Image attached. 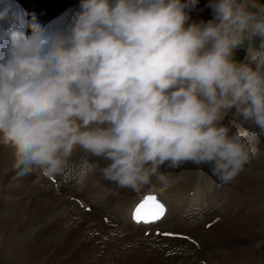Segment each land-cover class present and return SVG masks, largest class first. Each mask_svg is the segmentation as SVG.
Returning <instances> with one entry per match:
<instances>
[{
    "label": "clouds",
    "instance_id": "1",
    "mask_svg": "<svg viewBox=\"0 0 264 264\" xmlns=\"http://www.w3.org/2000/svg\"><path fill=\"white\" fill-rule=\"evenodd\" d=\"M193 2L80 0L53 26L0 0V145L18 176L60 175L81 149L137 194L188 163L235 179L264 137V8L210 0L189 22Z\"/></svg>",
    "mask_w": 264,
    "mask_h": 264
},
{
    "label": "bare ground",
    "instance_id": "2",
    "mask_svg": "<svg viewBox=\"0 0 264 264\" xmlns=\"http://www.w3.org/2000/svg\"><path fill=\"white\" fill-rule=\"evenodd\" d=\"M25 5L26 7L28 8L29 12L31 14H40L42 19L43 20H47L48 18H51L52 16H54L56 13L59 12V10H61L62 8H64L66 5L70 4V3H73V2H76V1H80V0H21ZM196 4H200V6H202V11H197L195 5ZM210 2L208 0H194V2L192 3V6L191 8L188 10V15L190 16V21L189 22H200V21H204V22H207L208 20L212 19L213 16H210L208 14L209 10H210V6H209ZM187 26V25H186ZM231 113H229V116H228V119H231ZM253 146L258 150V154L255 158L256 162L254 164H250L249 166H246L248 167V171L244 174V176L242 177V179L239 181V185H237L236 183H227V184H222V187L219 188L217 191L218 195L215 196V194H213V191L212 189H214L216 187V183L212 181V183L205 177V176H200V180L202 181V184H205V189L202 188L201 186H199L197 189H195L196 192H198L200 195L203 193L207 198H205V202L209 203V204H213L215 202L218 201V199L221 198L222 196V192L224 190L225 187L228 186V184L230 186H233L235 187L234 189V194H233V197H240L241 199L243 197L247 198L245 195H238L236 196L238 190L240 189V191L244 194H250V195H253L251 201H255V200H264V149H262V147H264V137H261V136H255L253 138ZM258 143V145H257ZM5 147V148H3ZM78 152H81L83 150H76ZM15 154H14V150L10 147V146H4V145H0V162H6L8 165H10L12 163V161L15 159ZM252 159V160H253ZM74 160V159H73ZM84 162L85 164H87L89 166V163L84 159ZM85 164H81L79 161H72L71 163V166H69L67 170H69L68 173H64L65 174V177L63 179V174H60V177L58 175V179H59V183L57 182V184L59 185V189L58 191L63 194H71L70 197H75L73 196V194H76L77 197L76 198H79L81 200H83L85 203H89L93 208L91 210H94L95 207L98 206V203L100 202V198H98L94 193H93V190L91 188L92 186V182L88 183V190L91 191L89 192L91 195H86L80 188L79 184L82 183H86V178L88 176V170L90 169L87 165ZM73 165V166H72ZM208 167V166H207ZM67 168V167H66ZM246 168V167H245ZM66 170V169H65ZM64 170V171H65ZM209 170V168H208ZM242 172V171H241ZM240 172V173H241ZM39 174H37L38 176V181L40 182V179L39 177L41 176V178L44 180L43 181V185H44V189L42 190L41 188L39 189L37 186H35V188H31V189H27L29 187H22L23 190H21L22 192H25L24 194L20 195V197L22 196V198H24L23 196H29L30 194H37L39 195L40 197H46L50 200H53L52 197H53V193L54 191H52V185L51 184H47V181L46 179L43 178V176L41 175V172L39 171L38 172ZM195 173V172H194ZM239 173V174H240ZM238 174V175H239ZM32 175V174H30ZM211 175V174H210ZM237 175V176H238ZM17 176H18V172H17ZM212 176V175H211ZM197 177V175L195 176ZM27 178H29V176L27 175L26 177L24 176V179L27 180ZM179 179L178 180H174V182L171 184V187L169 188L168 190V195L166 194H163V192L161 193L160 191V185L156 186L154 188L155 193H158L159 195L162 196V198L165 200V203L167 205V208H168V211L165 215V219L163 220V222L165 223L164 225H166V229L163 230V232H171L169 230H167L169 228V220L166 219V217H168L169 215L171 217H175L173 218L174 220L177 221V217L178 215L182 212V211H185L187 209L186 205L188 204V200L190 199L189 198V194H188V191L190 190V185L189 184H186L185 183V178L183 177H178ZM11 177H10V171L8 168H3V167H0V225L3 223V219L4 216H6V220L5 221H9L8 222V226L10 227L12 225V223L16 222L17 220H20V222H17L16 225H20L22 222H24L25 220L21 221L24 217V213H22V211L18 210L16 208V205L13 204L12 206L9 207V203L11 204L12 203V199H11V196H13L15 194V198L16 196H19L15 191H14V187L12 186L13 183H11ZM22 179V178H20ZM63 179V181L61 180ZM17 180V179H15ZM14 181V180H13ZM179 182V183H177ZM28 183V182H27ZM11 185V187L9 186V189L6 188V186L8 187V185ZM41 185V184H40ZM28 186V185H27ZM203 186V185H202ZM244 190V191H242ZM12 191V192H10ZM208 191L210 192V194L208 193ZM239 191V192H240ZM144 193H147V192H143L142 194ZM142 194L136 196V198H139V196H141ZM61 194H56V198H58V201H56V203L54 202V204H57L58 203L60 205H62V207L64 208H67V207H70L72 211L75 212V214L77 212H79L78 214L80 216H78V218H80V220L77 221L76 223V226H77V229H79V227L81 226V222L83 224V221L84 219L87 221V222H90L87 224V227L85 229H83V231H87V232H91V231H97V227L98 226H93L91 225L93 223V221H88V219L85 218V216L83 215H86V216H89L90 218L95 216V214H86V213H82L81 211H79V207H77V205L75 203H65L64 200L62 199L64 196H62ZM61 198H59V197ZM79 196V197H78ZM33 197V196H31ZM134 198V199H136ZM14 199V198H13ZM40 199V198H39ZM45 200V199H44ZM47 200V199H46ZM55 200V199H54ZM40 202V201H39ZM42 202V201H41ZM44 203H46L45 201H43ZM51 203V202H50ZM216 204V203H215ZM248 204V202H247ZM50 205V204H49ZM47 204V206L52 210L54 207L52 205L49 206ZM193 206H196L194 205V203L191 204V207ZM58 207H61V206H58ZM57 207V209H59ZM21 208V207H20ZM56 208V207H55ZM97 212L100 213H107V215H109L110 217V223H115L117 226L119 225L118 224V221L115 220V218H117V216L119 215L118 212H113L112 211V198H110L109 202L105 205H102V206H99L97 207ZM12 209V210H11ZM26 209V208H25ZM200 208H198L196 211H199ZM247 209V206L246 205H243V210H246ZM35 210V209H34ZM38 211V209H36ZM35 210V211H36ZM54 210V209H53ZM77 210V212H76ZM24 211V210H23ZM32 211V209L30 210ZM29 211V212H30ZM111 211V212H109ZM174 211L178 212L179 214H175L174 216ZM196 211H193V212H189L187 213L185 216H187L188 219H185V226L186 227H198V225L204 220V217H201V214H203L204 212H196ZM241 211V212H242ZM247 211V210H246ZM251 211V214L249 215V218H247L246 216H241V219L239 222L237 223H233L231 224V226H235L236 229L235 230H229V231H225L226 234L227 233H230L231 235H234V234H238L240 235L239 237L243 238V237H246V238H249L250 240H253V237L254 238H257V236L261 235L264 233V229L261 228V224H258L257 221H258V217L257 215L252 211ZM28 212V213H29ZM20 213H22L23 215H20ZM31 213V212H30ZM29 213V214H30ZM64 213H67L66 216H60L59 214L57 215H54V217L52 216L51 218V221L52 220H55L54 218H58V217H63L62 219V222L64 223L67 219H68V216H69V211H66ZM64 213H61V215H63ZM27 214V213H26ZM29 214H27L28 216H30ZM241 214V213H240ZM243 214V213H242ZM20 215V216H18ZM36 215V214H35ZM18 216V217H17ZM28 216L25 215V218L26 219ZM20 217H23L22 219H20ZM92 217V218H93ZM207 217V215L205 216V218ZM35 218V216H34ZM40 218V217H39ZM38 218V219H39ZM49 218V217H48ZM73 218V217H72ZM88 218V217H87ZM213 218V217H212ZM41 219V218H40ZM28 220V219H27ZM59 220V219H58ZM72 220V219H71ZM2 221V222H1ZM4 221V223H5ZM40 222L42 220H39ZM49 221V222H51ZM26 222V221H25ZM29 222V221H28ZM48 222V223H49ZM44 223V222H43ZM42 223V224H43ZM47 223V222H46ZM55 227H65V225L63 226L62 223H60L59 221H55ZM260 223V222H259ZM31 224V223H30ZM34 228L30 230V235L28 234V236L30 237L32 232H34V236L35 238H37V236H42L43 238L41 239H38V242L40 241H44V250H48L49 249V240H50V230H49V227H44L43 225H41L40 223L38 222H35L34 221ZM54 224V223H53ZM61 224V225H59ZM67 224V223H66ZM176 224V227L174 229H184L183 225L181 224L180 220L175 223ZM14 225V224H13ZM24 225V224H23ZM26 225V224H25ZM46 225V224H45ZM163 225V226H164ZM2 226V225H1ZM0 226V227H1ZM6 226V224H5ZM15 226V225H14ZM30 226V225H29ZM52 226V225H51ZM67 226V225H66ZM102 227H104L103 224H101ZM12 227V226H11ZM21 227L23 228V226L21 225ZM28 227V226H27ZM31 227V226H30ZM68 227V226H67ZM71 227V226H70ZM234 227V228H235ZM7 228V227H6ZM14 228V227H12ZM19 228V227H17ZM21 228V229H22ZM99 228V227H98ZM105 228V227H104ZM20 229V228H19ZM57 229V228H56ZM64 229V228H63ZM76 229V230H77ZM14 230V232H16L15 229H12ZM28 230L27 229V233H28ZM61 230V228L59 229ZM67 231V234L70 233L68 231V229H65ZM89 230V231H88ZM224 230V229H223ZM1 231V230H0ZM3 231V230H2ZM26 231V229H25ZM4 232V231H3ZM13 232V231H12ZM21 232V231H20ZM188 232H191V233H194V234H197L196 232H194V229H190L188 230ZM9 232H7L6 234H8ZM18 233V232H16ZM24 233V230L22 233L20 234H23ZM63 233V232H62ZM72 233V232H71ZM131 233H134V235L137 233L135 231H132ZM172 233H177V234H182V233H179V232H172ZM14 234V233H13ZM12 234V235H13ZM25 234V233H24ZM58 233H55L54 232V235H56ZM87 234V233H86ZM11 235V234H10ZM17 236L14 237L13 240H16V242H18L17 240L19 239L20 235L16 234ZM52 235V237L54 236ZM66 234H64L65 236ZM2 236V234H1ZM0 236V237H1ZM9 236V235H8ZM32 235L31 238L34 237ZM70 236V235H68ZM223 236V235H222ZM237 236V235H234V237ZM10 237V236H9ZM234 237H231L230 238H234ZM6 238V236H5ZM22 238V237H20ZM56 238V237H55ZM61 238V237H59ZM63 238V237H62ZM25 239V240H24ZM30 238H26L24 237L23 240L25 241L24 244H28V247L32 246V248H27L26 252H25V256H23L21 259H24V262L25 264H31V262L34 260L35 256H36V249L39 250V248L35 247V245L38 243H36V241H34L33 239L29 240ZM48 239V240H47ZM58 239V238H57ZM84 239V238H83ZM201 239V236H199V241ZM1 240V239H0ZM10 240V238H9ZM22 240V239H21ZM61 240V239H59ZM8 241V239H7ZM167 241V240H165ZM12 242V241H11ZM52 242V241H51ZM54 242V241H53ZM173 244L177 241H172ZM202 242V240H201ZM5 243V242H4ZM36 243V244H35ZM167 243V242H165ZM184 243V242H183ZM9 244V243H7ZM13 244V243H12ZM35 244V245H34ZM64 244V243H63ZM163 244V242H162ZM170 244V243H169ZM185 244V243H184ZM1 245L4 246L5 244H1L0 243V257L3 258V260L8 263L7 261V257L8 255L5 254V252L7 250H4L3 248H1ZM19 245V244H17ZM21 245V244H20ZM61 245V244H60ZM178 245V243H177ZM11 246V245H10ZM77 246V245H76ZM184 246V245H183ZM199 246H201V248L203 250L206 249V246L203 244V243H200ZM7 247V246H6ZM18 247V246H17ZM21 249L23 246H20ZM55 247V246H54ZM60 247V246H59ZM186 247L188 248L186 250V261L184 262V264L186 263H189V264H194L196 263V260L199 256H206V252L204 251H200V252H197L194 247L192 246H189L186 244ZM10 248V247H9ZM16 248V247H15ZM14 248V249H15ZM58 248V247H57ZM61 249L59 250H64V246L62 245L60 247ZM8 249V248H7ZM20 249V248H19ZM33 249V251H32ZM51 249V248H50ZM179 250V249H178ZM252 248L249 249L248 252H251ZM17 252V250H15ZM231 251L232 250H229L227 251L226 253L224 252V254L222 255V257L219 258L220 261H217L215 262L214 264H230L233 260V256L235 255H232L231 254ZM238 251V250H237ZM10 252H13V250L9 251L8 254H10ZM16 252L15 255H16ZM22 252V251H21ZM38 252V251H37ZM41 252H44V251H41ZM223 252V251H221ZM229 252V253H228ZM48 253V252H46ZM19 254V253H18ZM38 254V253H37ZM86 254V253H85ZM237 254V253H236ZM11 255V254H10ZM21 255V254H19ZM42 255V254H41ZM18 256V255H17ZM50 256V255H49ZM110 256V255H109ZM237 256V255H236ZM20 257V256H19ZM46 257V256H45ZM90 257V256H89ZM87 258V257H86ZM206 258V257H205ZM210 258V257H209ZM20 259V260H21ZM37 259V258H36ZM45 259V258H44ZM106 259V258H105ZM208 259V258H207ZM215 259L212 258V261H214ZM31 261V262H30ZM107 261V260H106ZM173 261V259L171 260ZM178 261V260H177ZM2 262V263H1ZM83 262H86V261H83ZM111 262V261H110ZM175 262V261H174ZM183 262V260H180V263ZM0 263L3 264V261L0 259ZM5 263V264H6ZM20 263V262H19ZM34 264L36 263L35 260L33 262ZM46 263H49L48 260ZM87 263V262H86ZM102 263V262H101ZM9 264V263H8ZM23 264V263H22ZM38 264H39V260H38ZM178 264V262H177ZM209 264V263H208Z\"/></svg>",
    "mask_w": 264,
    "mask_h": 264
},
{
    "label": "rangeland",
    "instance_id": "3",
    "mask_svg": "<svg viewBox=\"0 0 264 264\" xmlns=\"http://www.w3.org/2000/svg\"><path fill=\"white\" fill-rule=\"evenodd\" d=\"M208 1L210 2V0H208ZM248 2H249V4L255 3V4L259 5L260 7L264 8V0H248ZM195 7H196L197 11H202L203 10L202 6H200V4H196ZM253 10H255V9H253ZM208 14L210 16H213V12H212L211 8H210ZM235 58L237 60H241V61L244 60L245 53H244V50L242 48L238 49L236 51ZM227 120H229L228 117L226 118L225 123H227ZM233 125H234V127L238 126L236 121H233ZM250 142L253 144V142H254L253 138H252V140ZM257 145H258V143H257ZM3 148H5V147H3ZM77 150H81V149H77ZM73 159L75 161H79L77 158H73ZM73 159H72V161H74ZM72 161H71V163H72ZM79 162L81 164H85L84 159H82ZM15 165H16V158L12 161V163L10 165H8L6 162H0V167L9 169L10 177H11L10 180H11V183H13L12 186L14 187V191L19 195V196H16V198H15V194L13 196H11L12 203L11 204L9 203V207L12 206L13 204H15L16 208L19 211L21 210L22 213H24V216H23L24 218H25V215L28 216L27 214H29L30 212L31 213L29 214L30 216H28L26 219H24L23 217H20V219L23 218L21 221L25 220L26 222L24 221L20 225H16L17 222H20V220H17L16 222L12 223L11 226L14 227V228H12L11 226L10 227L8 226V222L9 221H5L6 218H7L6 216H4L5 219H3V223L1 224L2 226L0 225L1 226L0 227V230H1L0 231V236L2 234V236L0 237V239H1L0 243L1 244H5L4 246L1 245V248L4 247L3 249L7 250L5 252V254L8 255L7 261L9 260L8 261L9 264H22V263L25 264L24 259H21V258L23 256H25V252H26L27 248H32V246L28 247L27 243L24 244V242H25L24 241L25 239L23 240L24 237L30 238L29 240L33 239L34 241H36V243L38 242V239L43 238L42 236H40V238H39V236H37V238H35L34 232H32L30 237L28 236V234L30 235V233H29L30 230L34 228L33 227L34 226V224H33L34 221L40 223L44 227H49V230H50L49 234H51L50 235V240H49V242H50L49 244H51V245H49V249L48 250H44V247H45L44 241H40L37 244L35 243L36 245L34 244L35 247L39 248V250L36 249V256L34 258V260L36 262L35 264H38V260H39V264H153V263H155L154 261L158 260L157 255H156V254L159 253L158 249L161 248V246H165V245L169 244L167 241H163L162 245H159L156 248H151V246L153 244V241H151L150 243H143V242L136 243L135 239H129L130 236L134 235V233H131V232H128L126 234V236L123 237V238H119V236H116L117 239H112V236L107 237V238H103V237H100L99 235H97L95 233V232H98V229H99L98 227L99 226L97 227V231H91V232L89 230H88L89 232H87L85 230L83 231V229H85L87 227V224L90 223V222H87L85 219L83 221V224L81 222V224H80L81 226L79 227V229H77L76 223H77L78 220H80V218H78V216H80L78 214L79 212H77V210H76L77 213L75 214V212L72 211L70 207L64 208L59 203H58V205L54 204V202L56 203V201H58V198L52 197L53 200H50V199H48L46 197H40L37 194H30L29 196L25 195V196H23L24 198H22V196L20 197V195L25 193V192L21 191V190H23L24 187H29V188H27L28 190L31 189V188H35V186H37L39 188V186H38L39 181H38V176H37V174H39L38 173L39 171L36 170L35 172L32 173V175H28L29 178H27V180H26V179H24V176L23 177L17 176V172H19V169ZM85 165H87V164H85ZM70 166H71V164H70ZM247 166H249V165H247ZM247 166L245 165L246 168H248ZM68 167L69 166H67V168H65V169L66 170L69 169ZM88 167H90V166H88ZM203 167H204L203 169L205 171H206V169L208 170L207 166H203ZM195 176H196V174H195ZM59 177H60V175H59ZM211 177L213 178V182L216 183V187L214 189H212V191H213V194H215V196H217L218 195L217 191H219L218 189L222 187V184L218 182V180H217V178L215 176L212 175ZM20 178H22V179H20ZM15 179H17V180H15ZM39 179H40V182H41L40 186H42L41 189L43 190L44 189V185H42V183H43L44 180L41 178V176L39 177ZM211 181L212 180H210V182ZM234 183H236V182H234ZM236 184L239 185L240 183L238 182ZM9 186L11 187V185L9 184L8 187L6 186V188L9 189ZM91 188H92V186H91ZM202 188L205 189V184H203ZM239 191H240V189L238 190L236 196L242 194V195H245L247 198L252 199L253 195L244 194L241 191L240 192ZM242 191H244V190H242ZM10 192H12V191H10ZM208 193L210 194L209 191H208ZM31 196H33V197H31ZM68 196H71V194H68ZM73 196L77 197L76 194H73ZM57 197H59V196H57ZM43 201H45L46 203H44ZM64 202L65 203H72V202L66 201V200H64ZM215 203H217V202H215ZM243 203L245 205L247 204L246 201H244ZM249 203H252L253 206H254L253 209H255V210H252V209H250V210H252L257 215V217L259 218L257 223L261 224V228L264 229V200H255V201L248 202V204ZM47 204L48 205L49 204L52 205L54 207L53 208L54 210L53 209L51 210L47 206ZM58 206H61V207H58ZM57 207L59 209H57ZM31 209H32V211H30ZM34 209L35 210L38 209V211L37 210L35 211ZM246 210H243L241 212V216H246L247 218H249V215L251 214V211L250 210L246 211ZM66 211H69V216H68V219L64 223L62 222L63 217L54 218L55 220L51 221L52 216L54 217V215H56V214L57 215L59 214L60 216H66L67 213H64ZM79 211H81L80 208H79ZM109 212H111V211H109ZM22 213H20V215H23ZM61 213H64V214L61 215ZM20 215H18V216H20ZM34 216H35V218H34ZM83 216H85V218L88 219V221H93V223L91 225H101V219H100L99 216L98 217L97 216L93 217V215H92L93 218L92 217L90 218L89 216H86V215H83ZM39 220H42V221L40 222ZM4 221H5V223H4ZM49 221H51V222H49ZM55 221H59L60 223L63 224V226L65 225V227H55L54 226L56 224ZM5 224H6V226H5ZM21 225L23 226V228L21 227ZM59 225H61V224H59ZM171 226H172V223L169 224V227H171ZM17 227H19L20 229L17 228ZM104 227H106V226H104ZM104 227H102L104 230H106V229L108 230V228L105 229ZM175 227H176V224H173V229ZM234 227L235 226H229L226 229H227V231L235 230L236 227L235 228ZM60 228H61V230H59ZM224 228H225V226L223 227V229ZM12 229H15L16 232H18V233L14 232V230H12ZM25 229H26V231H25ZM27 229H29L28 233H27ZM65 229H68V231L70 233L67 234V231ZM23 230H24L25 234L24 233L20 234V233L23 232ZM7 232H9V233L6 234ZM54 232L58 233V234L54 235ZM198 232L200 233V230H198ZM109 233L110 232H108V234ZM220 233H222V232L220 231ZM16 234H18V235H20V237H22V238L19 237V239L17 240L18 242H16V240H13L14 237L17 236ZM64 234H66V235L64 236ZM227 234H230V233H227ZM227 234L226 233H224V234L222 233V234H219L217 236L220 238V237H224L222 235H227ZM263 234H261V235H263ZM32 235L34 236L33 238H31ZM52 235H54V236L52 237ZM68 235H70V236H68ZM234 235H237V236H235V238H238V239L241 238V237H239L240 235H238V234H234ZM234 235H232L231 237H234ZM5 236H6V238H5ZM199 236H201V235H199ZM59 237H61V238H59ZM136 237H138V235H136ZM9 238H10V240H9ZM243 238H246V237H243ZM7 239H8V241H7ZM59 239H61V240H59ZM247 239H249V238H247ZM253 239H256V238L253 237ZM174 241H177V240H174ZM165 242H167V243H165ZM183 242L184 241L180 240V241H177V242H175L173 244V248L176 250L175 252L177 253L176 257H174L172 253H168L169 250H167L166 253L163 254V256H161V257L159 256L161 261L159 260L158 264H170V263L171 264H175V262H179L180 263V260L185 261L186 257H184V255L186 254V252L184 250H187L188 248L186 247V243L184 242L185 243L184 244ZM7 243H9V244H7ZM96 243H98V244H96ZM172 243H170V244H172ZM177 243H178V245H177ZM17 244H19V245H17ZM62 245L64 246V250L63 251L59 250V249H61L60 247ZM96 245H97V248L95 247ZM20 246H23L22 249H21ZM189 246H190V244H189ZM11 250H13V252H10V254H11L10 255V254H8V252L11 251ZM15 250H17V252ZM32 251H33V249H32ZM41 251H44V252H41ZM196 251L200 252L198 250H196ZM248 251H249V249H248ZM14 252H16V255H15ZM46 252H48V253H46ZM156 252H158V253H156ZM18 253L21 254V255H19ZM231 254L235 255V256L236 255L238 256L239 255V251H236L235 253H231ZM154 255H156V256H154ZM0 259L3 261V264L6 263L3 260V258L0 257ZM172 259H173V261H171ZM209 259H212L209 254H208V257L206 256V258H205V256L199 257L198 260H196L197 261L196 264H206V262L209 263V261H207ZM34 260L32 262L30 261L31 264H34L33 263ZM47 260H48L49 263H46ZM83 261H86L87 263L83 262ZM8 263H6V264H8Z\"/></svg>",
    "mask_w": 264,
    "mask_h": 264
},
{
    "label": "snow or ice",
    "instance_id": "4",
    "mask_svg": "<svg viewBox=\"0 0 264 264\" xmlns=\"http://www.w3.org/2000/svg\"><path fill=\"white\" fill-rule=\"evenodd\" d=\"M164 214V206L157 201L155 196H148L144 202L137 207L134 219L137 223L141 221L149 223L159 220Z\"/></svg>",
    "mask_w": 264,
    "mask_h": 264
},
{
    "label": "built area",
    "instance_id": "5",
    "mask_svg": "<svg viewBox=\"0 0 264 264\" xmlns=\"http://www.w3.org/2000/svg\"><path fill=\"white\" fill-rule=\"evenodd\" d=\"M93 226H99V229H98V232H95L97 235H99L100 237H103V238H107V232H108V230L106 229V230H104L102 227H101V225H93ZM96 244H98V243H96ZM96 248H97V245L95 246ZM185 249V248H184ZM167 250H169L168 251V253L170 252V251H173L174 249L173 248H171V247H169L168 249H165V250H161L160 248L158 249V252H156V253H158V254H156L157 255V258H158V260L157 261H154L155 263H153V264H158V261L160 260L161 261V259L159 258V256L161 257V256H163V254L164 253H166V251ZM185 252H186V250H184ZM156 255H154V256H156ZM199 257H202V256H199ZM198 257V258H199ZM198 258H197V260H198ZM186 261V260H185ZM185 261H183V262H181V263H179V264H184V262ZM207 261H209V260H207ZM197 262V261H196ZM209 263H210V261H209ZM211 263H213V262H211ZM171 264V263H170ZM175 264H177V262H175ZM186 264H189V263H186ZM194 264H196V263H194Z\"/></svg>",
    "mask_w": 264,
    "mask_h": 264
}]
</instances>
